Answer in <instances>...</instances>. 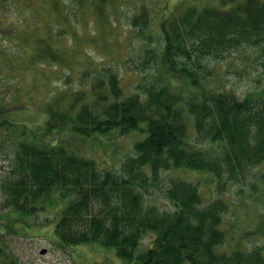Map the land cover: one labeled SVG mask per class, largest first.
<instances>
[{"label":"trees","instance_id":"16d2710c","mask_svg":"<svg viewBox=\"0 0 264 264\" xmlns=\"http://www.w3.org/2000/svg\"><path fill=\"white\" fill-rule=\"evenodd\" d=\"M62 1L46 0L55 18L57 8L66 5ZM70 1L99 2L93 13L102 21L108 18L106 0ZM140 10L131 19L138 33L151 20L144 6ZM159 32L161 74L141 92L125 95L118 73L104 68L85 90L47 101V119L38 129L0 122V133L17 135L13 164L1 185V209L32 216L53 204L51 195L57 193L67 199L56 224L64 247L113 248L123 261L136 258L140 264H264L257 252L221 251L226 203L204 204L196 182L169 180L165 196L175 207L172 212L145 207L141 192L146 175L158 181L160 172L177 169L212 175L222 190L226 181H245L264 164V89L239 98L204 82L211 72L207 60L240 47L257 48L264 56V0L181 2L159 20ZM43 45V63L70 65ZM145 59L152 61L154 55L147 52ZM65 131L85 138L139 132L143 139L116 175L101 172L93 160L53 140ZM4 145L0 139V152ZM148 232L156 235L152 246L136 254ZM1 237L0 231V242Z\"/></svg>","mask_w":264,"mask_h":264},{"label":"rangeland","instance_id":"374dc122","mask_svg":"<svg viewBox=\"0 0 264 264\" xmlns=\"http://www.w3.org/2000/svg\"><path fill=\"white\" fill-rule=\"evenodd\" d=\"M190 0H106L108 18L102 21L93 10L100 4L83 2L65 6L50 13L46 0H0V122L13 126L38 129L47 119L44 106L54 95H67L85 90L97 72L111 68L118 73L125 95L141 92L144 85L161 74L159 55L163 43L159 20L181 2ZM196 3L210 0H193ZM150 20L143 31L132 28L131 19L140 8ZM149 13V14H148ZM63 15V16H62ZM43 43L70 65L43 63ZM147 52L154 55L147 61ZM34 60V61H32ZM210 73L205 74L207 85L236 94H259L264 89V56L257 48H243L225 53L217 61L207 60ZM85 70L88 72L84 75ZM65 103L64 101H61ZM2 130L0 139L5 145L0 152V264H140L136 258L125 262L115 249L98 245L64 247L56 233L59 212L67 203L57 193L44 211L32 216L1 209V185L9 176L16 145V136ZM143 135L132 132L120 135L81 137L65 131L56 134L54 141L68 146L71 153L93 160L101 172L121 174V165L134 155V144ZM200 148L213 145L199 143ZM181 177L196 182L203 203L222 199L227 206L223 216L225 233L221 251L234 249L245 254L257 252L264 263V164L253 168L245 181L217 188L212 175L190 170H171L159 173L158 181L145 176L142 184L144 206H155L160 212H172L175 207L166 198L169 180ZM156 235L145 233L136 254L152 246ZM45 250L44 254L41 251ZM257 250V251H255Z\"/></svg>","mask_w":264,"mask_h":264},{"label":"water","instance_id":"95a60500","mask_svg":"<svg viewBox=\"0 0 264 264\" xmlns=\"http://www.w3.org/2000/svg\"><path fill=\"white\" fill-rule=\"evenodd\" d=\"M45 251H42L41 253L43 254Z\"/></svg>","mask_w":264,"mask_h":264}]
</instances>
